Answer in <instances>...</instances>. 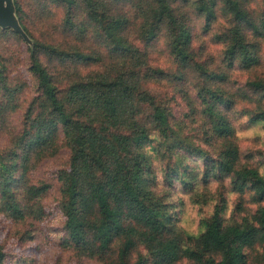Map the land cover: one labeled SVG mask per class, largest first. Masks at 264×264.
Here are the masks:
<instances>
[{"label": "trees", "instance_id": "obj_1", "mask_svg": "<svg viewBox=\"0 0 264 264\" xmlns=\"http://www.w3.org/2000/svg\"><path fill=\"white\" fill-rule=\"evenodd\" d=\"M13 2L32 47L0 29V264L38 238L53 264H264V138L238 136L264 133V0ZM213 183L231 217L220 193L179 228L171 196Z\"/></svg>", "mask_w": 264, "mask_h": 264}, {"label": "rangeland", "instance_id": "obj_2", "mask_svg": "<svg viewBox=\"0 0 264 264\" xmlns=\"http://www.w3.org/2000/svg\"><path fill=\"white\" fill-rule=\"evenodd\" d=\"M238 136L240 137V148L242 151H255L261 147L260 139L261 141L263 140L264 133L260 130L248 129L243 132H238ZM159 164V161L153 162V167L157 171V175H159ZM159 185L162 186L163 184L160 182ZM209 188L210 192L214 194V196L212 197L214 200L206 206H195V204L190 202L188 196H171V201L176 205L175 211L177 214L176 217L179 219V222H177V226L179 228L187 232H195L200 217L206 216L212 212L213 206L214 204H216L218 195H220V193L225 198V204L227 206L224 216L227 219L231 217L234 197L232 195H229L225 190H223L220 185H217L216 183H213ZM37 241L40 243L41 247L39 256L37 255L35 258L36 264H53L55 256L58 254L56 247L47 248V246L42 242L40 238H38ZM88 264L96 263L90 262Z\"/></svg>", "mask_w": 264, "mask_h": 264}, {"label": "water", "instance_id": "obj_3", "mask_svg": "<svg viewBox=\"0 0 264 264\" xmlns=\"http://www.w3.org/2000/svg\"><path fill=\"white\" fill-rule=\"evenodd\" d=\"M0 29H11L32 47V41L22 30L16 16L13 0H0Z\"/></svg>", "mask_w": 264, "mask_h": 264}]
</instances>
